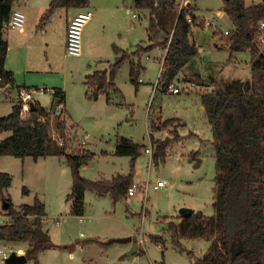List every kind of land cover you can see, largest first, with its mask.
Instances as JSON below:
<instances>
[{
    "label": "rangeland",
    "instance_id": "374dc122",
    "mask_svg": "<svg viewBox=\"0 0 264 264\" xmlns=\"http://www.w3.org/2000/svg\"><path fill=\"white\" fill-rule=\"evenodd\" d=\"M24 1L16 3L21 4L20 9L18 5L14 7L25 16L26 36L16 45V30L6 31L3 35L9 45L5 68L13 74L14 88L10 89L11 94L6 88H0V117L10 113L11 105L16 102L18 86L30 89L31 103H37L49 112L51 137L54 140H67L66 150L69 153L85 149L93 154L92 159L79 171L81 177L89 180L127 175L130 158L115 156L113 152L119 138H131L141 146L140 155L134 163L133 181L145 189L143 193L137 192L134 197L127 196L116 203L109 195L98 197L90 191L86 192L83 216L89 220L82 222L79 217L71 215L69 202H66L72 177L68 164L59 162L63 160L60 155L36 160L31 157L22 160L0 156V172L8 173L12 178L4 197L9 199L13 208L18 211L22 204L31 205L35 196L45 204L47 216L44 227L56 247L40 253L39 264H82L83 260H91L92 264H115L118 260L121 264H191L195 258H202L210 242L181 239L179 245H175L167 231V224L170 221L177 223L179 210L183 208L206 217L214 214L216 171L213 132L199 95L214 90L229 92L237 82L246 87L249 85V53H231L225 47L223 31L231 25L222 10L223 0H189L196 7L197 16L211 19V12L219 11L222 20H214L216 32L208 27L194 29L192 39L198 55L179 74L181 82L177 87L182 90L179 94L156 91L161 68L158 59L162 51L155 48L161 44L152 45V49L140 56L143 70L138 78L141 83L137 88L130 83V63L124 62L115 74L116 95L111 94L109 104L105 102V97L92 100L86 96L87 88L83 84L85 75L93 70H108L114 62V41H119V38V48L128 50V53L137 47H148V13L134 9L133 0L89 1V5L93 2L89 7L93 17L82 29L81 55L73 57L59 45H46L49 36L51 43L59 41L63 17L55 15L52 21L55 29L49 31L45 27L46 35H41L40 29L31 32L33 26L30 23L37 13L34 9H28V4L22 5ZM96 1L103 5V11L98 9L100 5ZM185 1L176 0V3L182 6ZM113 5L123 6L124 12L116 10ZM132 14L138 15V19L131 18ZM22 45L25 48L21 49ZM16 51H19L17 61L28 62L31 65L29 68L23 69L19 64L16 72ZM191 83L194 85L190 86ZM54 88H60L65 93L67 118L62 115L63 130L57 128L60 115L54 114L56 106L52 94L41 91ZM233 101L238 102L241 111L239 100ZM148 112L155 117V123L159 126L155 131H162L160 139H172L165 162L150 167L149 156L144 152V146L149 143ZM28 118L29 115H26L23 119ZM175 118L184 124L179 133L181 123L161 124L163 120ZM174 132L178 136L175 139ZM9 135V132L1 133L0 141ZM83 139L86 144L80 147ZM158 181H163L165 185L154 191L152 186ZM23 188L27 194L22 193ZM3 201L0 198V214L6 215ZM56 220L60 224H56ZM151 237H160L162 241L157 244ZM127 239L130 241L120 242ZM133 240L136 243L132 245ZM139 241V250L130 254ZM7 242H0V248L10 246L16 250L26 247L24 242ZM70 254L73 258H70ZM4 260L0 255V264H5Z\"/></svg>",
    "mask_w": 264,
    "mask_h": 264
},
{
    "label": "trees",
    "instance_id": "16d2710c",
    "mask_svg": "<svg viewBox=\"0 0 264 264\" xmlns=\"http://www.w3.org/2000/svg\"><path fill=\"white\" fill-rule=\"evenodd\" d=\"M90 0H51L48 8L40 17L37 29L42 30L46 22L58 9H86ZM18 0H0V88L14 86L13 74L5 69L8 45L3 39L4 24ZM133 8L147 11L150 37L163 33L161 46L166 53L161 73V91L168 87L182 69L198 55L192 39V26L187 23L191 17L193 25L198 23L195 9L191 6L179 9L176 0H133ZM223 11L233 24V31L223 35L225 47L231 53L244 52L249 48L250 81L247 89L238 97L232 98L227 91L214 90L200 95L208 122L212 126L215 178H214V214L206 217L196 213L180 218L179 223L168 222L167 231L172 242L179 245L181 239H206L211 245L202 258H195L191 264H264V49L260 51L252 44L257 21L264 16L261 4L245 5L244 0H223ZM199 25H201L199 23ZM137 47L133 52L113 47L115 60L108 70L95 71L85 78L87 96L96 100L115 88L114 77L124 62L130 63L129 80L136 88L139 74L143 70L140 56L152 49ZM132 58L137 61L133 62ZM25 90L17 87V91ZM52 90L53 104L63 105L65 93L60 88ZM43 91L47 92L46 89ZM239 100L235 103L233 100ZM35 111L29 112V118L21 117V107L14 103L6 116L0 117V134L10 135L0 141V156L18 159L31 157L36 160L49 155H60L71 170L72 186L66 201H70V213L82 216L84 213V193L86 190L99 197L109 195L114 203L127 197V190L133 184L134 163L140 155V146L130 138L117 140L113 154L130 158V171L127 175H117L111 180L91 181L80 176L79 167L88 163L93 154L88 150L77 153L67 152V140L58 146L50 135L49 112L34 104ZM65 109V107H64ZM52 111V110H50ZM66 112V110H65ZM174 119L163 120V126ZM152 130L159 126L150 123ZM64 122L57 128L63 130ZM173 138H177L174 132ZM171 138L156 139L150 134L152 162L158 166L165 162ZM12 178L8 173L0 172V198L9 206L6 212L12 217L10 224L0 225V241L26 243L24 256L32 264H39V255L45 250L56 247L42 228L44 204L34 197L31 205L22 204L19 210L13 208L4 192L10 187ZM23 194L27 190L23 188ZM32 217L29 219V217ZM161 243L162 240L152 238Z\"/></svg>",
    "mask_w": 264,
    "mask_h": 264
},
{
    "label": "crops",
    "instance_id": "0c3cea01",
    "mask_svg": "<svg viewBox=\"0 0 264 264\" xmlns=\"http://www.w3.org/2000/svg\"><path fill=\"white\" fill-rule=\"evenodd\" d=\"M91 1V0H90ZM101 1V0H100ZM100 1H96V4H99L100 6H99V10L100 11H103L104 10V7H103V5H101L100 4ZM51 2V0H26V1H24L23 2V4L22 5H27L28 4V9H34V10H36V13H37V15L35 16V18L31 21V23L30 24H32V26L33 27H31V29H33V30H31V32H38V29H37V25H38V23H39V20H40V17L42 16V14L44 13V11L48 8V5H49V3ZM244 2H245V5L246 6H249V5H251V2L249 1V2H246L245 0H244ZM25 3V4H24ZM222 3H223V1H222ZM91 4H93V2L92 3H90V5H88V7L86 8V9H90L89 7L91 6ZM132 4H133V2H132ZM184 4L186 5V6H191L192 8H194L195 9V13L194 14H196L197 15V9H196V7L195 6H193L192 4H191V2L189 1V0H186L185 2H184ZM16 5H18V8L20 9L21 8V4H16ZM114 7H115V9L116 10H120V11H123L124 12V9H123V6H121V5H118V6H115V5H113ZM222 6H223V4H222ZM223 10V9H222ZM61 11V12H60ZM82 11H84V9H78V8H70V9H58V10H56L55 11V13L50 17V19L46 22V24L44 25V28L42 29V30H40V33H41V35H46L47 34V32L46 31H44V29H45V27L46 28H48L49 29V31H51V30H54L55 28H54V25H53V23H52V21H54V17H55V15L57 14V15H59V17H63V27H62V36L59 38V41L58 42H52L51 43V37L49 36V37H47V47H49V46H51V44H55V45H59V46H61V47H63L64 49H65V51H66V38H67V26H68V24H69V22L77 15V14H79L80 12H82ZM138 11V10H137ZM126 12L127 13H129V11L128 10H126ZM139 12H146L147 13V11H139ZM215 12V11H214ZM219 12V11H218ZM224 12V11H223ZM211 13H213V12H211ZM93 14V13H92ZM226 15V14H225ZM92 17H93V15H92ZM131 18H133V19H138V15L136 16V18H134V17H132V15H131ZM92 19V18H91ZM211 20L214 22V20H216V21H221V20H218L215 16H212L211 17ZM230 25H231V27L229 28V29H227V30H232L233 29V24L231 23V21H230ZM25 27H26V24L24 25V28H23V30L22 31H19V30H16V45L17 44H19V43H21L22 42V40L21 39H23V37H25L26 36V29H25ZM194 29H205V27H203L202 25H194L193 27H192V33L194 32ZM210 29H212L211 27H210ZM29 30H30V28H29ZM10 31H12V30H10ZM214 32V31H213ZM219 33V32H218ZM146 35H147V42H148V44L146 45V46H150V45H160L162 42H163V40H164V36H163V33H161V34H157L156 36H154V37H150V34L147 32V30H146ZM3 39L6 41V43H7V45H8V41L4 38V36H3ZM120 38H119V41H114V43L116 44L115 45V47H117V48H119V46H120ZM9 46V45H8ZM9 48V47H8ZM22 48H25V45H22V47H21V49ZM156 49H159V50H161L162 51V55L160 56V58L158 59V61L160 62V65H161V68H160V70H159V74H158V81H157V84H156V91L158 90L160 93H163L162 91H161V86L159 85V81H160V77H161V73H162V71H163V60H164V57H165V53H166V49H165V47H163V46H156L155 47ZM120 50H122V51H126V52H129L128 50H125L124 48H119ZM136 50V49H135ZM134 50V51H135ZM133 52V51H132ZM7 53H8V49H7ZM19 53V51L17 52L16 51V72H17V67H18V65L20 64V67L22 68L23 67V69H24V67H25V69L26 68H29L31 65L28 63V62H18L17 61V59H18V56H17V54ZM22 54H23V52H22ZM20 56H21V53H20ZM7 57V56H6ZM115 57H116V55H114V60H115ZM148 60H150V58H148ZM133 62H136V58L133 60ZM109 63V62H108ZM5 64H6V60H5ZM6 69V68H5ZM250 69H251V65H250ZM103 70H107V68L106 69H102V70H93L91 73H89V74H87V75H90V74H92L93 72H95V71H103ZM8 71V70H7ZM87 75H85V78H86V76ZM85 78H84V82H83V84L85 83ZM180 76L178 75L175 79H174V81H173V85L174 86H177V85H179V83L181 82L180 81ZM139 83H141V81L139 82ZM238 84H241V85H243L242 83H240V82H237ZM236 83V84H237ZM85 85V84H84ZM14 88V87H13ZM116 88H114V89H112V90H110L109 92H108V96H109V101L107 100V97L105 96V95H100L99 97H105L106 98V100H105V102L107 103V104H109L110 102H111V100H112V97H111V94H114V95H116V90H115ZM23 91H25V90H21V91H16V92H18V93H20V92H23ZM87 91V90H86ZM243 91V90H242ZM118 92V91H117ZM240 92V90L237 88V87H235V85L232 87V89H231V91H229V93L231 94V96H232V98H235L236 99V97H238V93ZM86 94V96H87V93H85ZM200 96V95H199ZM16 97H17V95H16ZM98 97V98H99ZM9 98V97H8ZM98 98L96 99V100H98ZM10 99V98H9ZM35 104H37V103H35ZM11 107H12V105H11ZM203 109H204V107H203ZM66 115H67V113H66ZM151 121H155V117L154 116H150L149 115V112H148V118H147V130H148V140H149V143H148V146H144V152L149 156V160H148V166L150 167L151 165H154L153 164V162H152V146H151V143H150V134H152L156 139H160L161 138V135H162V131H155V130H152V128H151V125H150V123H151ZM71 122V121H70ZM174 122H179V123H181V125L178 127V133H179V130L183 127V123L179 120V119H177V118H175L174 119ZM72 123V122H71ZM73 124V123H72ZM75 127L77 128V126L75 125ZM192 133L190 132V134L189 135H191ZM181 136V135H180ZM182 137V136H181ZM131 139V138H130ZM132 140V139H131ZM133 141V140H132ZM83 143V144H82ZM85 141H84V139L82 140V142L80 143V147H84L85 146ZM174 144H176V143H174ZM142 146V147H143ZM115 147V146H114ZM140 149H141V146H140ZM3 157H9V156H3ZM47 157H57V156H54V155H49V156H46L45 158H47ZM62 157V161L60 160L59 162L61 163L62 162V164H65V157H63V156H61ZM87 164V163H86ZM86 164H82L80 167H79V171L82 169V167L83 166H85ZM55 168H58V166H54ZM115 176H117V175H115ZM115 176H112L111 177V179L113 178V177H115ZM84 178V177H83ZM101 179H104V180H111L110 178L109 179H105V178H101ZM101 179H98V180H101ZM91 181H97V180H91ZM133 183H134V181H133ZM71 186H72V181H71ZM70 191H71V187H70ZM70 191H69V193H70ZM154 191H158V190H154ZM86 192H88V190H86L85 191V193ZM91 192V191H90ZM69 193H67V195L69 194ZM85 193H84V195H85ZM93 193V192H92ZM143 193V192H142ZM94 195H96L95 193H93ZM137 194V193H136ZM135 194V195H136ZM134 195V196H135ZM97 196V195H96ZM107 196V195H106ZM133 196V197H134ZM35 197H37V196H35ZM99 197V196H98ZM34 199V198H33ZM125 199V198H124ZM41 200V199H40ZM42 202V201H41ZM66 202H69V210H70V205H71V202L70 201H66ZM43 203V202H42ZM44 204V203H43ZM44 207H45V204H44ZM44 213H45V215H44V217H42V218H44V221L42 222V228H43V230L44 231H46L47 233L49 232L48 230H46V228L44 227V222H45V219H46V216H47V213H46V211H44ZM193 214H196L195 212L193 213ZM192 214V215H193ZM72 215V214H71ZM31 217H34V216H31ZM77 217H79V221H84L85 219H87V220H89V218L88 217H84L83 215L82 216H77ZM180 215H178V217H177V219H178V221H177V223H179L180 222ZM152 238H159L160 239V237H151V239ZM162 240V239H161ZM204 240H206V239H204ZM130 241V240H129ZM128 241V242H129ZM134 242L132 243V245L134 244V243H136V241L135 240H133ZM208 242H210V245H211V241H209V240H207ZM156 243V242H155ZM158 244V243H157ZM56 245V244H55ZM140 245L141 244H139L138 245V247H137V251L139 250V247H140ZM55 248V247H54ZM21 250H22V253H23V255L25 254V249H26V247L25 248H20ZM136 251V252H137ZM70 258H73V255L72 254H70ZM26 262H28V260L26 261ZM82 264H92V261L91 260H83L82 261ZM104 264H108V263H104ZM113 264H114V262H113ZM115 264H121V262L118 260Z\"/></svg>",
    "mask_w": 264,
    "mask_h": 264
},
{
    "label": "built area",
    "instance_id": "2783aa9c",
    "mask_svg": "<svg viewBox=\"0 0 264 264\" xmlns=\"http://www.w3.org/2000/svg\"><path fill=\"white\" fill-rule=\"evenodd\" d=\"M19 1V0H18ZM251 4H261V6L264 8V0H250ZM183 7H189L186 6L183 2L182 6L179 5V9H182ZM195 13V12H193ZM92 12L89 9H84V11L77 14L68 24L67 26V38H66V53L73 57H79L81 55V34L82 29L86 25V23L89 22V20L92 18ZM211 17L215 16L218 20L222 19V14L220 12H213L210 14ZM137 15L132 14V17L136 18ZM195 17L198 20V23L196 25H199V23L203 27L212 28L214 32L217 31V26L214 24V22L211 19H206L204 16H197L195 14ZM186 21L188 24H190L192 27L193 22L191 20L190 16H187ZM25 24V16L24 14L16 7H14L11 11L10 17L7 20V22L4 24L3 31H9V30H19L22 31ZM232 30H224L223 35H227ZM252 44L257 46V48L262 51L264 49V16L261 17L256 24V31L254 35V40L252 41ZM246 51H249V48H246ZM140 82V79H139ZM194 84L191 83L190 86H193ZM13 87L8 86L6 89L8 91V94H11L10 89ZM43 91V89L41 90ZM182 90H180L179 87L174 86L173 84H170L168 87V92H171L172 94H179ZM47 92L52 93V90H47ZM32 92L23 91L20 93H17L16 102L21 107V117L24 118L26 115L30 112V104L32 102ZM65 109L63 105L56 106V110L54 112L55 115H60L59 122H64V117L67 118L65 114ZM64 114V117L62 116ZM56 143L58 146H63V141L61 139L56 140ZM83 144V143H82ZM163 181H158L154 186H152L153 190H158L164 187ZM137 192H145V189H143V186L133 183L127 190V196L132 197ZM44 221V218H42V222ZM12 222V217L8 214L2 215L0 214V225L10 224ZM56 224H60L58 220L55 221ZM0 242H7V241H0ZM11 243V242H7ZM141 241H139V244ZM4 244V243H3ZM16 253L18 255H23L22 250L20 248L14 250L10 246H3V248H0V255L3 259H6L11 253ZM5 261V260H4Z\"/></svg>",
    "mask_w": 264,
    "mask_h": 264
},
{
    "label": "water",
    "instance_id": "95a60500",
    "mask_svg": "<svg viewBox=\"0 0 264 264\" xmlns=\"http://www.w3.org/2000/svg\"><path fill=\"white\" fill-rule=\"evenodd\" d=\"M235 87H237L240 92L238 94H241L242 90L245 91L247 89V87L245 85H241V84H235ZM35 107L34 104H30V111H35ZM9 204L6 201H3V209L6 210L8 208ZM193 210L191 209H180L179 210V215L181 218H186L188 216H191L193 214ZM130 239L127 240H121L120 242H128ZM138 245H134L133 249L131 250L130 254H132L133 252H136ZM27 259L24 255H18L16 253H11L6 259H5V264H24L26 263Z\"/></svg>",
    "mask_w": 264,
    "mask_h": 264
}]
</instances>
